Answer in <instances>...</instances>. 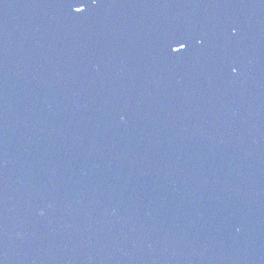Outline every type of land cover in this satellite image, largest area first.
Returning <instances> with one entry per match:
<instances>
[{"label": "water", "instance_id": "95a60500", "mask_svg": "<svg viewBox=\"0 0 264 264\" xmlns=\"http://www.w3.org/2000/svg\"><path fill=\"white\" fill-rule=\"evenodd\" d=\"M0 264H264V0H0Z\"/></svg>", "mask_w": 264, "mask_h": 264}, {"label": "snow or ice", "instance_id": "6c2138e0", "mask_svg": "<svg viewBox=\"0 0 264 264\" xmlns=\"http://www.w3.org/2000/svg\"><path fill=\"white\" fill-rule=\"evenodd\" d=\"M84 10H85V9H84L83 7H77V8L75 9V11L78 12V13H79V12H83ZM184 49H185V43L182 42V43L180 44V46L177 47V48H174L173 51H174V52H180V51H183Z\"/></svg>", "mask_w": 264, "mask_h": 264}]
</instances>
